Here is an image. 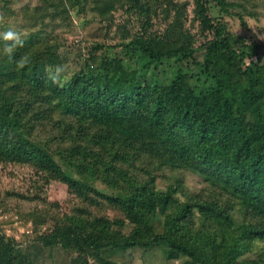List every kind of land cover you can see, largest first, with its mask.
<instances>
[{
    "label": "trees",
    "instance_id": "trees-1",
    "mask_svg": "<svg viewBox=\"0 0 264 264\" xmlns=\"http://www.w3.org/2000/svg\"><path fill=\"white\" fill-rule=\"evenodd\" d=\"M42 1L35 9L41 24L70 19L68 0ZM255 1L78 0L71 6L92 8L107 25L119 12L142 18L131 44L153 63L192 55L186 14L193 6L201 31L212 35L203 64L207 81L199 88L187 74L169 85L144 81L120 61L96 59L102 46L91 52L99 64L95 75L82 68L54 84L46 69L62 61L43 30L11 59L1 41L0 168L29 169L66 185L73 197L71 214L39 243L74 252L71 264H112L102 255L136 247L161 249L166 259L186 258L185 264H264V50L211 16L216 5L245 24L244 16H256L249 9ZM158 11L167 21L163 33L152 24ZM22 58L26 66L18 69ZM185 171L202 179L199 192L189 190ZM22 193L0 187V211ZM109 209L121 217L110 219ZM0 264H34L1 228Z\"/></svg>",
    "mask_w": 264,
    "mask_h": 264
},
{
    "label": "rangeland",
    "instance_id": "rangeland-1",
    "mask_svg": "<svg viewBox=\"0 0 264 264\" xmlns=\"http://www.w3.org/2000/svg\"><path fill=\"white\" fill-rule=\"evenodd\" d=\"M77 2L78 0H68L70 19L66 20L61 16L58 20L45 19L42 24L39 20L43 16L39 10H35L43 6L42 0H11L8 5L0 2V33L11 29L22 33L23 39L27 40L31 34H38L43 30L51 39V43L55 44L61 65L65 66L64 80H69L82 68L95 75L99 64L95 63L91 52L96 46H102V49L95 53L96 59L104 62L120 61L121 65L131 71L136 70L142 80L151 84L169 85L181 74L189 75L191 84L198 88L207 81L203 64L206 45L212 35L201 31L199 22L194 19L193 6L188 7L186 14V28L190 29L195 37L192 55L162 59L153 63L144 58L131 44L134 36L143 28L142 18L135 14L123 17L122 12H119L117 20L107 25L101 22L92 8L82 6L71 9ZM249 9L255 12L256 16H244L245 24L238 16L223 13L216 5H211V16L227 21L231 32L264 50V0L255 1ZM145 22L146 20H143V24ZM152 24L155 26L154 32L165 31L167 21L164 22V14H161V11L152 17ZM2 40L0 38V46ZM50 68L55 70L52 66ZM0 171V187L3 190L14 187L15 190L23 192L12 197L8 207L0 211V228L4 234L13 238L23 249H27L34 258V264H71L77 257L74 252L61 246L45 247L38 242L39 236L50 234L56 225L63 224L62 220L71 214L73 197L67 186L56 181L46 182L29 169L0 168ZM183 174L189 190L199 192L203 187L202 179L189 171ZM157 186L158 189H165V180L159 179ZM237 214L240 218L241 215ZM108 215L110 219L121 217V213L114 209H109ZM103 257L112 264H185L186 261V258L170 261L158 248L146 250L138 247L124 252L108 253L102 255ZM90 264L101 263L90 259Z\"/></svg>",
    "mask_w": 264,
    "mask_h": 264
},
{
    "label": "clouds",
    "instance_id": "clouds-1",
    "mask_svg": "<svg viewBox=\"0 0 264 264\" xmlns=\"http://www.w3.org/2000/svg\"><path fill=\"white\" fill-rule=\"evenodd\" d=\"M0 38H2L6 42L3 47V52L8 56L9 59L12 58V54L17 47L24 46L23 34L20 32L9 29L5 32L0 33ZM26 62V59L22 58L17 62V68L23 69L26 66ZM46 71H48L49 79H51L54 84H60L64 77L66 69L65 66L58 65L55 67L54 71L51 68L46 69Z\"/></svg>",
    "mask_w": 264,
    "mask_h": 264
}]
</instances>
